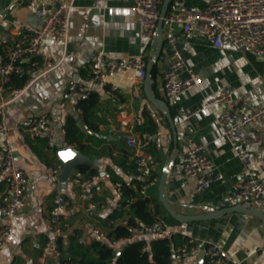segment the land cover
<instances>
[{"label": "crops", "instance_id": "1", "mask_svg": "<svg viewBox=\"0 0 264 264\" xmlns=\"http://www.w3.org/2000/svg\"><path fill=\"white\" fill-rule=\"evenodd\" d=\"M215 0H185L186 6L198 11ZM28 0H0V51L4 52L15 37L10 33L11 25L34 24L33 10L27 6ZM70 7L68 36L65 41H55L46 37L42 56L56 63L55 67L39 76L35 82L6 106V124L11 143L13 158L18 168L29 178V192L25 206L10 217L0 215V227L11 224L12 237L0 249V264H37L41 249L46 240L44 216L50 206L51 180L48 167L58 163L57 152L71 148L80 158L96 171V180L88 187V200L102 204L96 211V220L105 230L117 220L115 207L122 202L116 183L135 189L134 167L131 151L114 137L120 121L129 120V129L138 135L154 133V125L146 113L143 102L133 100L129 88L133 81L132 73L112 75L108 83L118 89L119 102L107 96L102 89L97 90L86 106L92 114L83 118L76 105L68 96L67 88L71 82L86 79L88 63L93 52L101 51L110 59L131 58L144 55L148 60L155 49V34L143 39L138 32L136 17L132 12V0H65ZM180 30L175 26V31ZM160 56L152 68V90L156 98L163 99L161 78L168 68L169 56L178 50L184 61L179 72L180 79L191 70L199 79V84L179 97L186 111H194L206 101L223 90H234L245 97L255 107H264V58H257L245 50H235L230 46L223 49L212 47L204 38L194 34L190 39H180L174 46L164 39ZM16 88V87H14ZM172 110V109H171ZM173 111V110H172ZM174 112V111H173ZM219 109L211 106L194 114L187 123L176 122L178 156L171 167L164 184V194L173 211L183 216H201L224 207H230L232 184L241 174L239 160L234 149L219 132L216 117ZM48 116L54 127L53 146L44 141L30 139L20 128V124L31 117ZM73 119L78 126L82 122L81 151L69 146L65 140L64 127ZM161 137V148L150 147L155 173L158 177L173 154L172 135L165 125ZM264 129V116L257 122ZM188 139L199 154L207 157L213 164L212 175L219 174L222 179L211 184L210 188L196 192V180L185 178L181 173L179 148ZM2 137H0V148ZM250 154L251 166L247 174L264 179V146L244 145ZM74 170L70 172L72 175ZM62 193H68L70 183L60 178ZM3 180L0 177V191ZM149 200L150 215L162 217L159 202L158 183L146 192ZM135 201V199H134ZM85 204V202H83ZM82 206V205H81ZM74 206L61 212L66 222L61 234V259L51 254L45 256V264H62L67 259L70 237L74 231L81 234V242H89L81 227L82 209ZM264 212V199L243 203ZM164 209V208H163ZM128 207L125 206V214ZM160 214H157V213ZM170 229V228H169ZM171 230L180 239L192 238L198 243H217L232 261L239 264H264V227L257 218L243 214L230 213L217 219L178 223ZM196 263L199 264L198 260ZM203 264V262L201 263Z\"/></svg>", "mask_w": 264, "mask_h": 264}, {"label": "built area", "instance_id": "2", "mask_svg": "<svg viewBox=\"0 0 264 264\" xmlns=\"http://www.w3.org/2000/svg\"><path fill=\"white\" fill-rule=\"evenodd\" d=\"M132 12L136 17L138 32L143 39H150L158 20L163 0H132ZM27 6L33 10L35 23L11 25L10 33L14 41L4 52L0 51V177L3 188L0 191V215L12 216L21 210L27 201L29 178L15 164L6 124V106L10 100L17 98L30 87L35 80L52 70L56 63L42 56L46 37L55 41H65L68 36L70 7L65 0H28ZM175 26L180 30L175 31ZM164 39L168 44H175L180 39H190L194 34L204 38L212 47L223 49L230 46L235 50H245L257 58H264V0H215L201 10L195 11L186 6L185 0H171L167 14L163 20ZM147 60L144 55L131 58L110 59L101 51L93 52L88 63L86 79L83 82H71L67 88L68 96L81 113L80 103L88 100L97 90L102 89L115 102H119L118 89L108 83L112 75L132 73L133 81L129 88L133 100L142 101L144 109L154 125V133L141 136L129 129V120L120 121V129L114 137L131 151V162L134 167L133 178L139 182L138 197L146 198L148 189L158 183L155 173V162L150 147L161 148V137L165 132L163 116L145 99L143 81ZM184 68L180 52L172 51L168 60V68L162 74L161 85L163 99L174 111L178 124L187 123L189 119L202 109L216 106L219 113L216 125L220 135L234 149L235 157L240 162L241 174L232 184L231 206L242 205L257 199H264V179H257L247 174L251 159L244 145L264 146V129L257 122L264 116V107H255L241 94L234 90H223L212 99L206 101L194 111H186L179 102V97L196 87L199 79L191 70H186V77L180 79L178 74ZM24 76L19 87H12L13 76ZM19 128L32 140L44 141L53 146L54 127L48 116L31 117L24 120ZM188 139H184L179 148L181 173L185 178L195 179L196 192L210 188L215 181L222 179L219 174L212 175L213 164L210 159L199 154ZM51 180L50 206L44 216L46 240L43 243L37 264H45V256L53 255L61 259V234L65 227L66 215L61 212L78 205L82 209L81 227L85 230V240L89 243H104L113 252H119L129 241L140 239H170L175 233L156 220L148 225H129L125 206L116 205L121 214L111 222L105 230L96 220L95 211L108 205L88 200V185L96 180V176L84 178L73 173L66 177L71 189L62 193L59 187L62 164L55 163L48 167ZM117 192L122 195L121 186L116 183ZM64 200L61 204V196ZM85 202V204H83ZM126 227L129 234L125 238H109V233L116 227ZM14 227L6 224L0 227V249L12 237ZM203 253V264H239L230 258L228 253L217 243H198L186 238L176 246L169 257L170 264H197L198 254ZM62 264H75L63 260Z\"/></svg>", "mask_w": 264, "mask_h": 264}, {"label": "trees", "instance_id": "3", "mask_svg": "<svg viewBox=\"0 0 264 264\" xmlns=\"http://www.w3.org/2000/svg\"><path fill=\"white\" fill-rule=\"evenodd\" d=\"M23 82L24 76L18 75L11 78L10 84L12 87H19ZM93 96L94 94L79 105L84 120L92 114L91 109L86 105L91 102ZM170 113L175 121L174 112L171 109ZM165 125L168 128L166 121ZM64 133L67 145L76 147L78 152L81 151L80 140L82 135L73 119L68 120L66 123ZM73 170L75 174H79L84 178H89L96 174V171L88 163L80 164ZM135 185V189H130L125 185L121 186V204L128 207L126 215L128 216L129 225H148L156 220L161 221L165 227L170 229L178 225L163 208L161 210L162 212H160L162 217L157 219L151 216L149 200L138 197L139 182L135 181ZM160 213L158 212L157 214ZM118 216H121V214L119 213ZM128 234L129 231L126 227L116 226L109 233L108 237L114 239L125 238ZM80 239L81 234L74 231L70 237V247L68 249L67 259L65 260L75 264H170L169 257L171 252L184 240L180 239L178 235H173L170 239L164 240L148 241L146 239H140L129 241L116 253L104 243H89L86 245Z\"/></svg>", "mask_w": 264, "mask_h": 264}, {"label": "water", "instance_id": "4", "mask_svg": "<svg viewBox=\"0 0 264 264\" xmlns=\"http://www.w3.org/2000/svg\"><path fill=\"white\" fill-rule=\"evenodd\" d=\"M171 0H163L160 8V19L157 22L154 34H155V49L152 54V56L147 60L146 64V73L145 78L143 81V93L145 99L164 117L165 121L167 122L171 135H172V142H173V148H174V154L171 158V160L165 164L163 167V170L160 174L159 181H158V194H159V202L164 208V210L167 212V214L175 220L177 223L180 224H186L191 223L195 221H204V220H212L217 219L225 214L230 213H243L250 216H253L260 220L262 227H264V212L252 207H243L242 205H236V206H230V207H224L221 209H218L216 211L210 212L207 215H201V216H183L175 213L173 209L171 208L170 204L168 203L165 194H164V184L165 179L171 169V167L174 164L175 159L178 156V149H177V136H176V123L173 120L170 108L166 104V102L162 99L156 98V96L153 93L152 90V78H151V71L154 65L156 64L160 52L162 50L163 45V39H162V27H163V20L167 14V10L169 7ZM174 46V44H169V47ZM244 50V49H243ZM78 127L80 129H84V125L82 122L78 123ZM57 159L62 164V172H61V179H66V177L70 174V172L78 165L86 163L83 161L82 158L78 156V154L73 151L71 148H64L57 152ZM64 200V196H61V204ZM85 239V237H83ZM118 253V252H117ZM197 260L199 264L203 262V253L200 252L198 254Z\"/></svg>", "mask_w": 264, "mask_h": 264}]
</instances>
